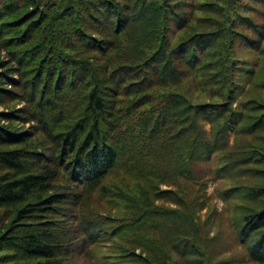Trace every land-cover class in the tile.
I'll return each instance as SVG.
<instances>
[{"label":"trees","instance_id":"1","mask_svg":"<svg viewBox=\"0 0 264 264\" xmlns=\"http://www.w3.org/2000/svg\"><path fill=\"white\" fill-rule=\"evenodd\" d=\"M249 53L264 0H0V264H214L209 181L224 261L264 264Z\"/></svg>","mask_w":264,"mask_h":264},{"label":"rangeland","instance_id":"2","mask_svg":"<svg viewBox=\"0 0 264 264\" xmlns=\"http://www.w3.org/2000/svg\"><path fill=\"white\" fill-rule=\"evenodd\" d=\"M241 53H244L242 49L240 50ZM244 60L253 58L255 59L258 64L256 68L258 71L262 68L264 57L260 56L258 54H252L249 53L248 57H243ZM185 89L184 87L182 88ZM255 90L252 92L254 93ZM260 94V92H259ZM264 95V93H263ZM196 93L192 94V97H195ZM204 98V97H203ZM197 99L196 101H198ZM202 100V97H201ZM4 107L1 106L0 110H2ZM214 186L215 183L212 181H209V184L206 188V196H205V207L198 212L200 221H203L204 219L207 220V218H210L211 223L214 222L211 226L209 236H214L213 241L211 242L212 245H210L211 249V261L214 264H255L253 262H230V261H224L227 260L228 257H232L239 254L240 249H235L234 245L230 244V231L228 230V221H227V215L222 210L223 209V203L214 197ZM216 211H215V210ZM214 210V211H213ZM112 253L111 249H108V244H103L101 246H96L92 249L90 255H86L87 257H78L77 259H73L70 264H103L102 261H97V258L100 256H103L105 254ZM233 260V259H232Z\"/></svg>","mask_w":264,"mask_h":264}]
</instances>
